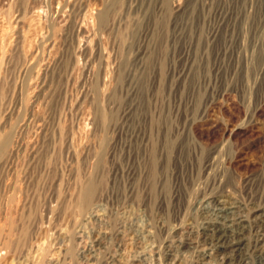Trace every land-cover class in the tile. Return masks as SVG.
Instances as JSON below:
<instances>
[{
    "label": "rangeland",
    "instance_id": "obj_1",
    "mask_svg": "<svg viewBox=\"0 0 264 264\" xmlns=\"http://www.w3.org/2000/svg\"><path fill=\"white\" fill-rule=\"evenodd\" d=\"M217 192L264 210V0H0V264H171Z\"/></svg>",
    "mask_w": 264,
    "mask_h": 264
},
{
    "label": "bare ground",
    "instance_id": "obj_2",
    "mask_svg": "<svg viewBox=\"0 0 264 264\" xmlns=\"http://www.w3.org/2000/svg\"><path fill=\"white\" fill-rule=\"evenodd\" d=\"M166 147L169 150L171 143ZM149 155L153 170L156 163L154 145L151 146ZM95 187L96 181L91 178L80 192L78 205L81 210H85L87 217L101 216L97 205L90 204ZM199 213L202 217L199 216L202 219L200 231L194 232L191 227L188 230L182 229L167 244L171 264L178 262L177 253L183 248L193 252L201 261L206 260L205 264H210L208 260L212 258H216L219 264H264V210L246 209L231 195L217 192L204 197ZM129 218L124 215L120 220L127 223ZM147 232L149 238L150 232ZM146 241V246H150Z\"/></svg>",
    "mask_w": 264,
    "mask_h": 264
}]
</instances>
